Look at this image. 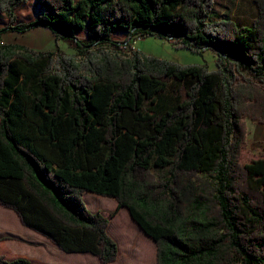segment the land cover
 Instances as JSON below:
<instances>
[{
    "label": "trees",
    "instance_id": "1",
    "mask_svg": "<svg viewBox=\"0 0 264 264\" xmlns=\"http://www.w3.org/2000/svg\"><path fill=\"white\" fill-rule=\"evenodd\" d=\"M22 1L0 0L12 24L0 30V204L102 263L119 248L86 192L114 198L111 216L128 210L156 264H264V155L240 161L244 117L264 123V0L250 26L215 0H37V20L19 25ZM41 26L77 53L1 39ZM144 35L209 48L217 67L144 55Z\"/></svg>",
    "mask_w": 264,
    "mask_h": 264
},
{
    "label": "rangeland",
    "instance_id": "2",
    "mask_svg": "<svg viewBox=\"0 0 264 264\" xmlns=\"http://www.w3.org/2000/svg\"><path fill=\"white\" fill-rule=\"evenodd\" d=\"M214 10L219 16L228 17L242 26H250L257 13L254 0H215ZM41 13L42 9L37 3V0H23L16 9V24L22 25L37 20ZM11 26L12 24L9 23V18L5 14L0 13V30ZM79 38H84V34L80 33ZM114 38L123 40L125 39V35L119 34L114 36ZM1 39L6 43L21 44L35 50H58L69 55L77 53L68 41L61 39L57 40L56 36L47 29H32L25 33H21L18 30H9L2 34ZM134 47L144 55L176 62L181 65H201L207 67L209 70H215L217 67V55L209 48L202 52H192L188 49L175 46L169 39H163L155 35L142 36L137 40V43L134 44ZM133 51L134 49L128 48L124 53L128 54ZM244 122L246 124L247 135L245 145L241 151L240 161L242 163H249L264 155V123L257 119H252L249 116L244 117ZM101 198V202L104 203H106L107 200H113L103 196ZM83 199L86 206L89 207L88 209L93 212L100 211L104 216L110 218L108 230L117 239L120 247L117 259L113 261L114 263L110 262L111 264H156L155 243L151 239L148 241L135 234L133 225L126 223V217L124 215L127 214L126 210L119 213L118 216L110 217L111 212L115 210L114 205L100 204L97 200L87 195H84ZM6 209L8 210L10 208L0 204V210ZM12 212L15 214L14 210ZM19 219L16 220L17 222L10 220L9 227L12 228L13 233L22 235L24 230L22 231L16 226V223L17 225L21 224V222L18 221ZM25 228L28 229L27 227ZM13 233L0 231V239H2L0 242V256H4L9 260L15 258L29 259L26 256L12 254L10 247L13 252L20 247H25L26 252H30V247H28L32 244L30 236L26 235V238H21ZM37 234L39 236H36L43 238V240L47 239L45 236L39 233ZM47 240L50 241L49 239ZM42 255L44 259L51 261V256L49 257L47 252H43ZM59 258L60 259L56 261H60L64 264H78L77 262L79 260V258L76 257ZM32 262L34 264H44L40 261ZM101 264L109 263L101 262Z\"/></svg>",
    "mask_w": 264,
    "mask_h": 264
},
{
    "label": "crops",
    "instance_id": "3",
    "mask_svg": "<svg viewBox=\"0 0 264 264\" xmlns=\"http://www.w3.org/2000/svg\"><path fill=\"white\" fill-rule=\"evenodd\" d=\"M34 29H47V30H50L52 32L51 29H49L47 27H44V26L37 27V28H34ZM84 195H87L90 198H94L100 204L114 205L115 209L117 207V201L114 198H111L113 200H107L106 203H104V202H101L102 201V198H101L102 196L101 195H97V194H94V193H91V192H86V193H84ZM84 195H83V197H84ZM124 210L127 211V214H124L125 217H126V223L133 225L135 234L137 236H139V237H142V238L148 240V241H150L149 239H151L154 242V240L152 238H150L148 235H146L144 233V231L136 224V222H134V220L131 218V216H130V214H129V212H128V210L126 208L119 209L114 215H112L110 217L118 216V214L123 212ZM12 211L13 210H11V209L0 210V212H1L0 213V231L13 233L12 228L9 227L10 220H12L14 222H17L16 220L19 219V217H18V215H17V213L15 211H14L15 214H13ZM91 212H93V211H91ZM100 213L102 214V212H100ZM102 215H104V214H102ZM18 221H20V219ZM19 225H21V226H19ZM19 225H17V223H16V226H18L22 231L24 230L23 231L24 233L22 235L16 234V233H13V234H15L17 236H20L21 238H26L25 237L26 235L30 236V241L32 242V244L29 245L28 247H30L31 251L30 252H26V248L25 247H20L15 252H13L12 248L9 246L10 247V251H11L12 254L26 256L32 261H40V262H42L44 264H64V263H61L60 261H56V260L60 259L59 257H62L63 259L64 258H71V257L79 258V260L77 262L78 264H101L99 258L96 255H94L93 253H91V252H66V251L60 249L57 245H55L52 242L48 241L47 239L43 240V238L38 237L39 235L37 233H35L34 231H32L30 228H28L27 226L23 225L22 223L19 224ZM25 227H27L29 230L26 229ZM20 229H17V230H20ZM25 231H27V232H25ZM108 232H109V230H108ZM109 234L114 238V240L118 244V241L114 237V235H112L110 232H109ZM36 235H38V236H36ZM42 248H45V249H42ZM118 248H119V251H120L119 244H118ZM43 252H47L49 257L51 256V258H50L51 261H48V260L44 259L43 255H42ZM112 263H114V262H112ZM109 264H111V263H109Z\"/></svg>",
    "mask_w": 264,
    "mask_h": 264
},
{
    "label": "built area",
    "instance_id": "4",
    "mask_svg": "<svg viewBox=\"0 0 264 264\" xmlns=\"http://www.w3.org/2000/svg\"><path fill=\"white\" fill-rule=\"evenodd\" d=\"M138 39H140V38H136V40H134V44H136V43H137V40H138Z\"/></svg>",
    "mask_w": 264,
    "mask_h": 264
}]
</instances>
